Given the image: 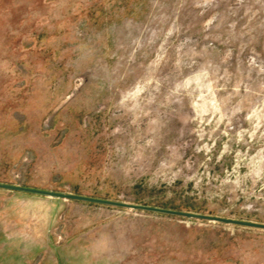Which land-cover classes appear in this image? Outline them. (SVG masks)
<instances>
[{
  "label": "rangeland",
  "instance_id": "obj_1",
  "mask_svg": "<svg viewBox=\"0 0 264 264\" xmlns=\"http://www.w3.org/2000/svg\"><path fill=\"white\" fill-rule=\"evenodd\" d=\"M0 182L264 223V0H0ZM0 264H264V229L0 189Z\"/></svg>",
  "mask_w": 264,
  "mask_h": 264
},
{
  "label": "water",
  "instance_id": "obj_2",
  "mask_svg": "<svg viewBox=\"0 0 264 264\" xmlns=\"http://www.w3.org/2000/svg\"><path fill=\"white\" fill-rule=\"evenodd\" d=\"M0 188L12 190V191H21V192L40 194V195H48V196H53V197H58V198H63V199L81 200V201H87V202H93V203L108 204V205H113L117 207L131 208L135 210L151 211V212H157V213L168 214V215L184 216L188 218L204 219V220H209V221L237 224V225H242V226H247V227H255V228L264 229V223L262 222L250 221V220H245V219H237V218H232V217H223L219 215H210V214L184 211V210H177V209H171V208H165V207L150 206V205H144V204H139V203L127 202V201L98 198V197H93V196L76 194L72 192L42 189V188H37V187L19 185L15 183L0 182Z\"/></svg>",
  "mask_w": 264,
  "mask_h": 264
},
{
  "label": "built area",
  "instance_id": "obj_3",
  "mask_svg": "<svg viewBox=\"0 0 264 264\" xmlns=\"http://www.w3.org/2000/svg\"><path fill=\"white\" fill-rule=\"evenodd\" d=\"M57 237H58V239H59L61 236H60V235H58Z\"/></svg>",
  "mask_w": 264,
  "mask_h": 264
},
{
  "label": "crops",
  "instance_id": "obj_4",
  "mask_svg": "<svg viewBox=\"0 0 264 264\" xmlns=\"http://www.w3.org/2000/svg\"><path fill=\"white\" fill-rule=\"evenodd\" d=\"M0 189H2V188H0ZM6 190H8V189H6ZM9 191H12V190H9Z\"/></svg>",
  "mask_w": 264,
  "mask_h": 264
}]
</instances>
